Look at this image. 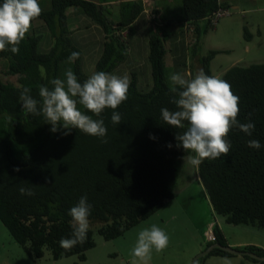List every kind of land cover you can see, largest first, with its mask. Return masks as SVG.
I'll return each instance as SVG.
<instances>
[{
  "label": "trees",
  "instance_id": "1",
  "mask_svg": "<svg viewBox=\"0 0 264 264\" xmlns=\"http://www.w3.org/2000/svg\"><path fill=\"white\" fill-rule=\"evenodd\" d=\"M145 1H124L113 10L110 4L95 0H51V7L42 9L19 45V53L0 52L5 74L16 80L0 77V221L32 261L42 260L47 251L53 261L72 256L85 261L86 253L96 247V234L106 241L118 239L176 198L178 161L187 155L176 146V134L186 130L187 122L185 128H173L161 119V108L176 110L171 102L175 94L168 80L172 67L168 65L170 48L165 28L174 22L183 26L182 39L187 51L192 48L188 53L191 61L185 53L180 57L179 69H173L195 75L192 59L199 57L196 52L201 38L195 44L191 40L198 24L206 21L207 33L213 28L207 18L220 7H230L224 0H182L179 17L166 23L159 21L155 10L145 12ZM70 9L86 18V24L71 25ZM144 15L150 25L146 63L140 62L139 54H130L133 25ZM189 26L193 32L187 38ZM94 27L100 34V47L90 74L86 64L88 49L78 35ZM245 33L249 34L247 28ZM72 52L80 56L69 64L67 59ZM224 52L210 50L200 58V66L207 75L215 76L211 62ZM132 63L141 65L132 69ZM69 67L80 82L100 71L126 74L130 79L128 99L117 109H106L97 117L81 106V111L93 119L104 120L108 130L106 143L77 129L67 135L63 128L53 133L43 115L21 109L24 87H30L31 95L40 100L39 86L51 87L49 82L63 79L62 73ZM217 77L229 82L240 98L239 121L247 123L250 119L256 127L252 136L233 128L228 137L232 144L229 154L204 160L198 167V180L216 215L229 224L264 230V64L235 65ZM113 111L121 113V124L112 123ZM250 139L259 140L261 148L248 147ZM21 187L34 195H22ZM84 195L93 206L87 239L64 249L60 240L72 234L69 210ZM213 233L216 239L207 240L209 243L203 235L205 250L215 243L229 246L217 225ZM242 250L264 257V250L257 246ZM211 255L233 256L220 249L208 256Z\"/></svg>",
  "mask_w": 264,
  "mask_h": 264
},
{
  "label": "clouds",
  "instance_id": "2",
  "mask_svg": "<svg viewBox=\"0 0 264 264\" xmlns=\"http://www.w3.org/2000/svg\"><path fill=\"white\" fill-rule=\"evenodd\" d=\"M39 0H3L0 3V52L11 51L18 54L19 45L32 28L33 22L42 14ZM80 53L72 52L67 59L71 64L78 59ZM170 90L175 94L172 103L175 111L161 108V119L173 128H185L181 134H176L177 147H182L187 155L185 163L199 167L206 159L215 160L227 156L232 144L228 139L233 128H238L248 136H252L255 123L250 119L241 123L240 98L232 91L229 82L217 76H210L201 68L195 75L191 73L173 72L168 76ZM47 85L39 86L40 100L31 95V88L24 87L20 100L21 109L32 115H43L46 123L51 125L50 131L56 133L63 128L65 135L72 129L82 131L87 135L104 138L107 127L103 119H93L92 116L81 111V106L87 112L99 117L106 109H117L127 101L130 79L125 74L118 76L104 71L93 73L83 82L69 67L64 78H55ZM122 116L113 111L111 121L121 124ZM150 138L155 137L150 134ZM248 147L259 150L261 142L250 139ZM172 147L171 144L168 145ZM194 155H188V153ZM20 171V169H16ZM50 183V181H49ZM22 195H34L27 188L21 187ZM92 205L86 195L81 196L78 203L69 210L72 218V234L70 238H62L60 246L71 249L83 244L89 231V216ZM169 245L167 233L153 224L138 234L137 241L131 249L133 257L131 264H150L153 250L157 253L164 251ZM226 264L230 262L226 261Z\"/></svg>",
  "mask_w": 264,
  "mask_h": 264
},
{
  "label": "rangeland",
  "instance_id": "3",
  "mask_svg": "<svg viewBox=\"0 0 264 264\" xmlns=\"http://www.w3.org/2000/svg\"><path fill=\"white\" fill-rule=\"evenodd\" d=\"M111 5L117 10L118 3L126 0H95ZM230 1L232 15L223 18L215 28H209L205 33L202 22L200 45L196 53L207 54L210 49L225 51L218 54L211 65L216 75L223 73L233 62L242 59L239 65L264 64V0H227ZM43 10L51 7V0L39 1ZM164 6L171 15L181 12L182 0H166ZM78 11L70 9L72 16L71 25L83 26L86 18L77 15ZM143 21L132 29V39L139 37L142 40ZM245 28L249 31L245 33ZM100 34L94 27L80 32L78 39L86 45V64L88 72L94 71V56L99 51L98 38ZM97 43V44H96ZM248 47V49H247ZM173 52H176L174 46ZM141 56V54H139ZM170 56V55H169ZM168 56V65H171ZM5 61L0 60V77L4 80L16 81L15 78L5 74ZM196 64V63H194ZM237 65V64H236ZM174 69H169V74ZM64 73L62 77L64 78ZM190 155H194L191 153ZM184 157L180 158L177 165L178 182L174 203L162 208L150 219L127 232L124 236L106 241L96 234V247L86 253V260L80 261L77 256H72L59 261H53L47 251L40 261H32L27 254L15 243L7 229L0 221V264H131L133 257L130 255L138 234L153 224L163 229L169 236L168 247L157 253L153 250L150 264H193L195 257L206 249L204 231L211 225H217L230 241H235L239 236L251 243L264 245V230L247 225H233L226 222L225 218L214 213L205 190L198 180V167L185 163ZM212 223V224H211ZM244 228H254L258 234L240 232ZM206 235V234H205ZM233 248V247H232ZM219 259L215 255L205 256L199 264H213Z\"/></svg>",
  "mask_w": 264,
  "mask_h": 264
},
{
  "label": "crops",
  "instance_id": "4",
  "mask_svg": "<svg viewBox=\"0 0 264 264\" xmlns=\"http://www.w3.org/2000/svg\"><path fill=\"white\" fill-rule=\"evenodd\" d=\"M126 1H128V0H126ZM165 1L166 0H156V1L146 0L145 1L146 2L145 3V5H146L145 12L148 13V11H150V10H155L157 13H159L158 18H160V20H159L160 22L166 21V23H167V20H170V21L175 20V18L179 17L180 13L175 14V15L174 14L171 15L169 13L168 9L166 8V6H164ZM122 2H124V1H122ZM224 2L229 4V7L232 8L230 1L224 0ZM147 18L148 17H146L144 15L143 17H141V19H138V21H136L135 24L133 25V27L139 25L141 23V20L143 19L142 20L143 26H141V27H143L142 40L138 42L139 37L136 41H135V39H133L132 49L130 51V54H141L140 62H142V63H144V62L146 63L147 56H148V39L147 38H148V31H149L150 25L147 24V22H146ZM202 22L206 23V21H201L198 24V27L196 28L195 33L193 34V37L191 40L193 42H191V44H195V41L197 40V38H199V36L201 38V32L203 29V27L201 26ZM207 27H208V23H207V26H204V30H206ZM182 28H183V26H181L179 23H176V22L169 24L165 28L166 35H168L167 48H170L169 49L170 54H168V56L169 55L171 56V57L169 56L170 62H171V65H169V67L175 68L176 70L179 69V63L181 62L180 57L184 56V54L186 53L187 54L186 59L189 61V59L191 58V56H189V55L192 52V48L187 51V49H186L187 45H185V43L183 42ZM131 40H132V38H131ZM191 44L188 42V45H191ZM196 45H197V43H196ZM174 46L177 48L176 53H173L172 48H174ZM247 49H248V47H247ZM210 50H213V49H210ZM188 53H189V55H188ZM201 57H202V55H199L198 58H195L194 60L192 59V66H193L194 61L196 63L194 65L196 72L199 69H201L200 62H199ZM242 59L243 58L239 59V61L233 62L232 65L228 69L235 66L236 64L239 65V63L242 62ZM190 61H191V59H190ZM133 65L134 66H132V69H135V68L140 67L141 63H139V65H135V64H133ZM211 69H212V72L214 73L215 76H220V75L224 74L225 71L228 70V69H226L223 73L216 75V73L214 72L215 69H213L212 65H211ZM188 73H190V72L188 71ZM172 203H174V202H172V201L169 202L165 207L172 205ZM253 229L254 228H244V230H240V232H246L248 234L253 233V234L260 235L259 234L260 232H257V230H253ZM213 231H214V225H211L208 229H206L204 231V234H207V233H210ZM206 238H207V236H206ZM207 240L208 239H206V241ZM227 241H228L229 246H231L235 249H238V250H242V248L247 247V246H257V247L264 250V245H262L261 243H251V241L244 240L242 236H239V238H237L235 241H230L228 239H227ZM215 257H219V259L214 261L213 264H226V261L230 262V264H258V263H255L254 261L247 259L246 256H235V255H233L232 257H221V256H215Z\"/></svg>",
  "mask_w": 264,
  "mask_h": 264
},
{
  "label": "water",
  "instance_id": "5",
  "mask_svg": "<svg viewBox=\"0 0 264 264\" xmlns=\"http://www.w3.org/2000/svg\"><path fill=\"white\" fill-rule=\"evenodd\" d=\"M215 249L223 250V251L228 252V253L235 255V256H249L251 258H254L257 261H262V262L264 261V257L259 256L258 254L254 253V252L238 250V249L232 248L231 246H223L219 243H215V244L211 245L207 250L200 253L197 257H195L193 264H196L199 259L209 255Z\"/></svg>",
  "mask_w": 264,
  "mask_h": 264
},
{
  "label": "built area",
  "instance_id": "6",
  "mask_svg": "<svg viewBox=\"0 0 264 264\" xmlns=\"http://www.w3.org/2000/svg\"><path fill=\"white\" fill-rule=\"evenodd\" d=\"M231 15H232V12H231L230 8L220 7V8H218V10L216 12H214L207 19L209 20L210 26L215 28L223 18L229 17ZM188 29H189V31H188L189 33L187 35V38H190V34H191V32H193V28L189 26ZM206 236H207L208 241H210V242L211 241L213 242L216 239L213 232L207 233Z\"/></svg>",
  "mask_w": 264,
  "mask_h": 264
}]
</instances>
